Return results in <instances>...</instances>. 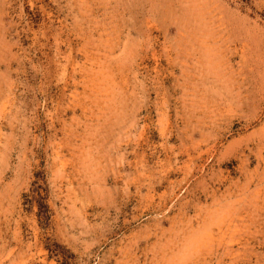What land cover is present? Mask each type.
<instances>
[{"label": "rangeland", "instance_id": "374dc122", "mask_svg": "<svg viewBox=\"0 0 264 264\" xmlns=\"http://www.w3.org/2000/svg\"><path fill=\"white\" fill-rule=\"evenodd\" d=\"M0 264H264V0H0Z\"/></svg>", "mask_w": 264, "mask_h": 264}]
</instances>
